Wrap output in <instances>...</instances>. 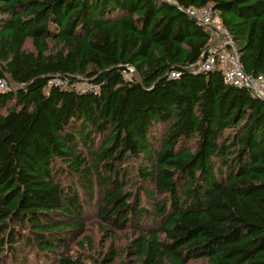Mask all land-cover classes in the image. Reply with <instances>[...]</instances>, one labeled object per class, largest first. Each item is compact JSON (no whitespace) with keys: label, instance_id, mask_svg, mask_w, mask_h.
I'll return each instance as SVG.
<instances>
[{"label":"trees","instance_id":"1","mask_svg":"<svg viewBox=\"0 0 264 264\" xmlns=\"http://www.w3.org/2000/svg\"><path fill=\"white\" fill-rule=\"evenodd\" d=\"M205 6L245 72L264 74V0H0V78L11 84L0 91V255L21 242L64 249L96 183L99 216L125 225L152 195L125 188L122 165L139 158V179L163 197L155 228L130 245L141 264H264V99L195 68L210 31L186 10ZM154 125L165 127L158 141Z\"/></svg>","mask_w":264,"mask_h":264},{"label":"rangeland","instance_id":"2","mask_svg":"<svg viewBox=\"0 0 264 264\" xmlns=\"http://www.w3.org/2000/svg\"><path fill=\"white\" fill-rule=\"evenodd\" d=\"M27 50H32L30 40L25 44ZM133 68H130L132 71ZM132 72L126 74L127 77H131ZM91 80L79 79L76 83L78 89L92 88ZM11 87L9 82L8 88ZM5 110H0L3 113ZM5 113V112H4ZM165 127L154 125L150 131L151 139L158 141L163 137ZM195 139L190 141H184L183 146H190L194 148ZM128 171L126 177L127 184L125 188L143 189L146 188L152 192V195L141 198V201L136 205V209L142 212L130 217V220L123 226L117 227L115 224L104 221L98 214V207L102 204L100 198L102 193L98 192V183L94 186L96 188V196L92 203L83 202V213L80 221L76 217H68L67 222H82V227H79L75 231H66L63 234L67 237L65 240V248L59 249L57 252L42 253L38 251L33 245L25 244L23 242L16 244L12 249L14 254L8 253V246L4 245L1 250L3 252L0 255V264H56L57 258L61 255L70 254L74 257H81L84 264H90L96 260L101 264H141L136 258L134 253H131V244L138 241L142 234L155 228V204L152 200H161L163 197L153 195L154 185L152 183H146L139 179V168L145 167L146 163L139 158H130L125 160L122 165ZM56 174L58 178L61 177V181L65 185H69V181L73 179L71 173H67L64 167H59ZM136 186V187H135ZM101 188V187H99ZM98 192V193H97ZM83 195V194H82ZM101 195V196H100ZM83 198V196H82ZM168 204H164L165 207ZM141 218V221H140ZM73 219V220H70ZM82 220V221H81ZM12 228L23 233H27V228L20 229L16 224H12ZM84 238V239H82ZM82 239L81 246L77 243ZM114 255V256H113ZM110 256V259L105 257ZM206 259H191L189 264H205ZM163 264H170L164 262Z\"/></svg>","mask_w":264,"mask_h":264},{"label":"built area","instance_id":"3","mask_svg":"<svg viewBox=\"0 0 264 264\" xmlns=\"http://www.w3.org/2000/svg\"><path fill=\"white\" fill-rule=\"evenodd\" d=\"M190 15L209 27L210 45L198 60V70L220 69L226 83L245 87L256 97L264 99V74L245 72L232 39L222 26L218 13L212 6L186 10ZM8 90L5 78H0V91Z\"/></svg>","mask_w":264,"mask_h":264}]
</instances>
